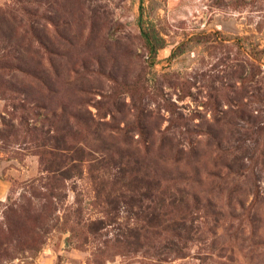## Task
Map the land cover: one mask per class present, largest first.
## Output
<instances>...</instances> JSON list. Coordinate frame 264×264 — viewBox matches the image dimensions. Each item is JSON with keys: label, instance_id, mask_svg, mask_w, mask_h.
<instances>
[{"label": "rangeland", "instance_id": "374dc122", "mask_svg": "<svg viewBox=\"0 0 264 264\" xmlns=\"http://www.w3.org/2000/svg\"><path fill=\"white\" fill-rule=\"evenodd\" d=\"M0 175V264H264V0H0Z\"/></svg>", "mask_w": 264, "mask_h": 264}, {"label": "trees", "instance_id": "16d2710c", "mask_svg": "<svg viewBox=\"0 0 264 264\" xmlns=\"http://www.w3.org/2000/svg\"><path fill=\"white\" fill-rule=\"evenodd\" d=\"M145 36H146V40H147V43L149 45V48L151 50L157 51V49H158V47H160V45L157 46V44L152 41V39H151V37H150V35L148 33H146ZM56 163L59 165L60 164V161L59 162H56ZM173 204L174 203L172 201L169 202L168 204L162 203V206H160V208H159V212L156 211L155 208H153L152 211H151V216L148 215V221L149 222H152V221L156 220V222H157V221L163 219V224H171V225H173L172 230H174V229L175 230H178V228L180 226L181 219H184V218L183 217H180L181 218L180 219V218L177 217V219L175 221H174V218H173L171 220H173L174 222L173 223H170L168 221V219H166V217H165V216L168 215V212H169L168 211V208L172 207Z\"/></svg>", "mask_w": 264, "mask_h": 264}, {"label": "crops", "instance_id": "0c3cea01", "mask_svg": "<svg viewBox=\"0 0 264 264\" xmlns=\"http://www.w3.org/2000/svg\"><path fill=\"white\" fill-rule=\"evenodd\" d=\"M10 191V183L7 178L0 175V200H4Z\"/></svg>", "mask_w": 264, "mask_h": 264}]
</instances>
